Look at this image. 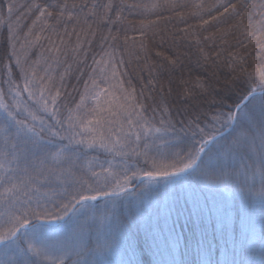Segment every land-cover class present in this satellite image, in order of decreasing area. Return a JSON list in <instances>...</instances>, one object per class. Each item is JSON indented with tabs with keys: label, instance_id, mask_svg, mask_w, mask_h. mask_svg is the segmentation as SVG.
Here are the masks:
<instances>
[{
	"label": "snow or ice",
	"instance_id": "6c2138e0",
	"mask_svg": "<svg viewBox=\"0 0 264 264\" xmlns=\"http://www.w3.org/2000/svg\"><path fill=\"white\" fill-rule=\"evenodd\" d=\"M164 12L185 27L160 29ZM0 28V264H139L129 196L174 194L177 217L187 211L199 231L194 260L169 250L156 264H218L208 228L232 240L221 190L264 216V63L249 72L240 52L254 44L264 58V0H0ZM233 31L243 40L228 50ZM133 61L147 77L139 92L120 71ZM73 65L83 83L68 91ZM185 184L190 208L176 191ZM204 188L221 201L202 202ZM223 264H264V228Z\"/></svg>",
	"mask_w": 264,
	"mask_h": 264
},
{
	"label": "trees",
	"instance_id": "16d2710c",
	"mask_svg": "<svg viewBox=\"0 0 264 264\" xmlns=\"http://www.w3.org/2000/svg\"><path fill=\"white\" fill-rule=\"evenodd\" d=\"M17 2L19 4H25L30 2V0H17ZM181 2H183V0H181ZM213 0H206V3H212ZM245 2L248 3H253V4H258L260 3V0H245ZM6 12V9H5ZM127 15V13H125ZM162 15L167 16V17H171L168 20H162L159 23V28L160 29H165L167 28L169 31L171 32H175L176 29L178 28H184L185 24L183 22H179V18L178 17H174L171 15V13L168 12H164L162 13ZM249 16H251V13H249ZM129 19H132L133 21H135L136 19H138L137 17H130ZM258 19V17H257ZM186 21L187 24L190 25H195L197 23V21L191 17H187L186 16ZM30 20H26L25 23H30ZM243 23L245 25H247L249 23V19L245 18ZM215 29L214 28H208L207 32H203L201 29L197 28L196 31L197 32H201L203 35H207L210 32H213ZM0 33H6V28H0ZM178 36H183V33H177ZM3 37L0 36V41H2ZM73 41L75 40V37L72 38ZM228 39V43L230 45H233L232 49H228V50H234L236 47V40L237 39H241L243 40V37L240 36L238 33H236L235 31H233V34L229 37H227ZM254 39V37H253ZM46 43V42H45ZM180 44V51L183 53H186L188 56L192 57V60L194 61L196 58V49L195 46H189V41L188 40H183L181 39L179 41ZM217 44H219V40H217ZM221 47H225L227 48V45H221ZM39 51L38 49L33 51L32 54V59H35V52ZM258 48H256V46L254 44H248V48L247 50L245 49H240L241 54L245 55L247 58V67H248V71L251 72L253 71L254 68L258 69L262 63H264V58L259 57L258 55ZM93 52H99V47H98V40L96 43H94L92 45V51L89 53L88 56V60H87V65H90L92 62V53ZM224 57L225 59L227 58V52L224 53ZM125 63L127 64L128 61V57L125 56ZM87 65H80L79 67L84 68L85 74L90 71V68ZM191 67L193 69H195V65L192 64ZM77 66L73 65V71L72 74L70 76H68L66 78V85H67V89L68 91H71L73 86H79L82 87V83L83 81H77L76 77L79 75V72L76 71ZM61 71H63V69H60ZM121 72L126 73V75L123 76V79L125 81H131L132 84L136 87L137 91L139 92L140 88H141V78L143 77V79H147V77L141 73L138 72L137 70V64L135 61L132 62V64L126 68H121L120 69ZM223 71H227L226 69H224ZM177 75H179V73H177ZM185 76L187 78V71H185ZM86 78V75H85ZM221 78L223 79V73L221 74ZM167 90V89H165ZM73 95H75V93H73ZM227 103H231V101H227ZM186 186H189L188 184H185ZM184 185V186H185ZM183 186V187H184ZM202 188V186H200ZM183 191V190H182ZM196 192H198L199 195H203L204 198H207L208 200L210 199H216V193L214 192H209L207 193L205 190L200 191L197 190ZM184 193V191H183ZM174 194L169 195L167 198H165L163 195H160L158 197H163L164 201L162 203V207H159V210L164 214L162 215L161 212H155V215H148V214H144L143 211H147V209H143L142 212L143 214L140 215V219H142L141 221L143 222L142 225V231L138 232H133L134 235L131 236V239L134 242L135 245V259L139 261V264H156L157 261H167L168 259L164 258V255L161 253L164 251V248H160V247H151L149 248L148 246H146L148 238H147V234L149 232L156 231L158 233V238H161V236H163L164 238V243L167 244V242L173 243L175 241L176 245H177V241L179 238L182 239L181 244L182 245H178L177 249H172V248H168L169 250L172 251L173 254L176 255L177 260H181L185 258V252L187 250L188 255H187V259L190 260H194L195 259V254H196V250H197V245L202 243L200 240V234L199 231H193L191 225H188V227H183L185 229L182 228L181 234L176 235L175 231L174 233H166L167 229H172V222H170V219L173 217L171 216V211L174 213V215L176 216V211L174 209H172L170 205V202L174 200L175 197H173ZM209 195L211 196V198H209ZM173 198V199H172ZM183 200H181V204H183L182 202ZM157 202V201H156ZM188 206V205H187ZM151 208L153 207V204L150 206ZM168 207V208H167ZM141 210V209H140ZM149 212V211H148ZM161 213V214H160ZM151 214V213H150ZM187 215V211L184 212L183 215H181L183 218ZM170 217V218H169ZM185 220V218H184ZM262 228H264V217H263V221L261 223V225L259 226V228H255L254 229V233H253V237L255 242L257 243V246L259 244V240L262 234ZM212 227L210 226L208 228V233H209V240L212 241V258L214 261L218 262V264H223L224 259L226 258V256H230V253L233 249V247H235L237 253H239V248H240V242L242 240H235L236 244H232V245H227V247H220L222 245L223 240L220 239L219 237H217L215 240H212ZM128 237L129 236V232L127 233ZM176 236V240H174L173 238ZM170 237V238H169ZM167 239H169L167 241ZM155 242H157V240H155ZM123 247V246H121ZM196 248V249H195ZM223 250V251H222ZM177 251V252H176ZM123 256V252L120 253ZM126 258V257H125ZM243 257L240 256L239 254L237 255L236 259L239 261L240 259H242Z\"/></svg>",
	"mask_w": 264,
	"mask_h": 264
},
{
	"label": "rangeland",
	"instance_id": "374dc122",
	"mask_svg": "<svg viewBox=\"0 0 264 264\" xmlns=\"http://www.w3.org/2000/svg\"><path fill=\"white\" fill-rule=\"evenodd\" d=\"M203 188V186H202ZM184 193H183V191ZM199 190V189H197ZM203 190H205L207 193L209 192H214L215 191H209L208 189L204 188ZM176 191H179L182 193V200H187L188 201V206L187 208L191 207V198H190V193L192 191V188L190 186H184L182 189L178 186ZM222 196L224 198L227 199V201L229 202V204L232 207V226H231V236H232V240H244L246 235H250L252 236L254 233V229L255 228H259V226L261 225L262 221H263V217L261 214V210H260V205L259 202L257 201L255 204L252 205L251 208V212H248L246 208L242 209L240 202H239V198L233 197V194L230 191H224L221 190ZM221 193H216V201L220 202L221 201ZM197 196H199V198L201 199V201L203 202V200L205 199L203 195H199L198 192L195 193ZM171 195V194H170ZM174 197V195H173ZM209 198H211V196L209 195ZM132 203L128 206V208L125 211V215H127L128 217H130L129 219V223L128 225H126V232L130 233L129 234V239H131V236L134 235L133 232H138L142 231V225L143 222L141 221L142 219H140V215L137 214L138 209L143 210V209H147V211H143L144 214H148V215H155V212H161L159 210V207H162V203L164 201L163 197H158L156 194L154 193H146L145 195H143L142 197H138V198H133L131 196H129L128 198ZM173 199V198H172ZM157 201V202H156ZM182 201V202H183ZM209 202L212 201V199L208 200ZM153 204V207L151 208L150 206ZM172 209H175V206L173 204V201L170 202ZM167 207V208H168ZM149 211V212H148ZM151 213V214H150ZM162 213V212H161ZM160 213V214H161ZM164 214V212L162 213V215ZM135 215V219H131V217ZM174 216V217H173ZM173 217L170 219V222H172V229H167L166 233H174L176 235L181 234L182 228L183 227H188V223H186V221L184 220V218L182 216H180L179 218L177 217V215L175 216L174 213L171 211V216ZM169 217V218H170ZM183 228V229H185ZM147 244L146 246H148L149 248H153V247H160V248H164V251L161 252L164 255L165 259H171V256L169 255V247L172 249H177V246L182 245L181 241L182 239L179 238L177 241V245L175 243V241L173 243H171V241L169 239H167V241L169 240L170 242L164 243V238L163 236H161V238H158V233L156 231H153L152 234L151 232H149L147 234ZM170 238V237H169ZM174 240H176V236L173 238ZM155 240H157V242H155ZM232 240H230L229 245H232ZM123 246V245H122ZM220 247H225L224 243H222V245ZM196 249V248H195ZM223 251V250H222ZM177 252V251H176ZM172 255L175 256V258L177 259L176 255L172 253Z\"/></svg>",
	"mask_w": 264,
	"mask_h": 264
}]
</instances>
